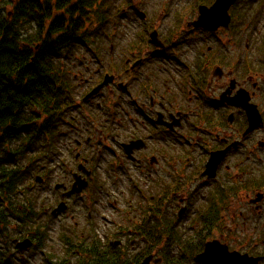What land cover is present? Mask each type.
Returning <instances> with one entry per match:
<instances>
[{
    "label": "flooded vegetation",
    "instance_id": "obj_1",
    "mask_svg": "<svg viewBox=\"0 0 264 264\" xmlns=\"http://www.w3.org/2000/svg\"><path fill=\"white\" fill-rule=\"evenodd\" d=\"M38 3L44 29H59L76 92L58 131L70 143L56 204L86 199L80 212L71 204L74 233H95L98 208L85 191L105 188L102 168L120 175L114 204L129 208H117L123 225L110 233H123L127 254L149 222L168 233L159 249L153 240L155 256L169 233H187L264 263V0ZM77 180L87 183L79 194ZM67 205L45 211L59 217Z\"/></svg>",
    "mask_w": 264,
    "mask_h": 264
},
{
    "label": "trees",
    "instance_id": "obj_2",
    "mask_svg": "<svg viewBox=\"0 0 264 264\" xmlns=\"http://www.w3.org/2000/svg\"><path fill=\"white\" fill-rule=\"evenodd\" d=\"M38 1L0 3V230L12 233L6 237L13 239L34 230L30 237L40 249L49 240L51 226L37 197L26 196L32 186L28 189L25 181L41 172L37 166H49L59 154L58 131L70 118L76 92L73 79L57 61L62 44L54 34L59 29H44ZM148 224L143 233L147 247L136 254L129 255L123 246L115 245L114 240L123 233H108L104 241L96 233L78 235L68 245L81 249L87 264H139L150 254L153 240L157 238L159 243L168 234L152 233ZM169 234L170 248L167 246L164 260L184 264L191 258L199 264L195 255L204 245L192 235ZM186 240L191 244H185ZM11 259L0 252V264Z\"/></svg>",
    "mask_w": 264,
    "mask_h": 264
},
{
    "label": "rangeland",
    "instance_id": "obj_3",
    "mask_svg": "<svg viewBox=\"0 0 264 264\" xmlns=\"http://www.w3.org/2000/svg\"><path fill=\"white\" fill-rule=\"evenodd\" d=\"M4 1L7 0H0L1 6L5 4ZM12 4H9L8 8L12 9ZM80 92H77V95ZM81 122L76 125V127L81 128ZM83 128H86L84 126ZM68 143H70V138L59 140L58 147L59 151L62 155H64L66 160H69L68 155ZM34 151L31 152V154ZM59 156L49 165V167L52 169L49 173V179L47 181V184H37L34 179L37 175H42V173H33L29 176V178L25 181L27 184L28 189L32 186L31 190H28V193L26 196H36V202L41 205L43 208L53 209L56 206V203H58L60 198V191H57L54 189V186L60 182V180L63 178V172L62 168L58 167V164L60 163L58 161ZM62 158H64L62 156ZM101 167V166H100ZM37 168L43 170L42 164L40 166H37ZM99 174L101 176L102 181L104 182L105 188L100 192V194L95 196V193L97 191H94V186H92V189H87L85 193L87 192L85 198L88 196V194H91L94 198L92 199L91 196L89 198V202L96 203L95 206L92 205L91 211L94 212L96 208H98L97 214H94V218L96 220V229L95 233L99 236L100 239L105 240L106 235L110 232H116L118 225H123V213H119L117 211V208H123L125 211L129 208L126 202H123L121 205L114 204L115 197L119 199L120 189V175L116 172H104L103 169L99 171ZM25 196V197H26ZM98 199H97V198ZM74 198V197H73ZM73 198H67L65 201L67 204L74 207L75 202H77V210L80 212L82 211V201H85L86 199L77 198L76 201H71ZM61 199V198H60ZM97 199V201H95ZM71 206V208H72ZM96 207V208H95ZM73 213V208L69 213L62 214L59 217H54L53 219H49L50 223V230H49V240L45 243L43 247L40 249L35 247V245L27 250H21L18 249L16 246V239L20 237L31 236V233H34L35 231H29L25 234H22L20 237L13 238H7L11 236L12 233H6L0 230V252L6 254V256L11 257L12 259L9 261V263L5 264H87L84 263L85 256L82 255L81 249H74L71 248L68 244H72L75 242L76 237L80 235V233H74V222L71 219V215ZM100 214V215H98ZM85 216V215H84ZM83 215H81V219L83 221ZM106 219V220H105ZM119 228V227H118ZM32 229V228H31ZM81 227L79 228V232H81ZM222 233H212V237L217 235H221ZM120 237V240H122L125 236ZM257 237V234L254 233V238ZM115 241V240H114ZM125 241V240H124ZM129 241L124 243V248L128 246ZM162 244L158 243L157 249L160 248ZM255 247V246H254ZM253 247V248H254ZM142 248H146L145 243L143 246L137 250V252L141 251ZM259 248V247H257ZM260 249V248H259ZM167 252V248L161 249L159 251H156V255L162 257ZM152 253H155L152 249ZM161 253V255H160ZM163 258V257H162ZM164 259V258H163ZM168 260H163L161 264H168ZM185 264H193L192 261L187 262ZM264 264V263H262Z\"/></svg>",
    "mask_w": 264,
    "mask_h": 264
},
{
    "label": "water",
    "instance_id": "obj_4",
    "mask_svg": "<svg viewBox=\"0 0 264 264\" xmlns=\"http://www.w3.org/2000/svg\"><path fill=\"white\" fill-rule=\"evenodd\" d=\"M100 87L96 89L98 92ZM93 94V93H92ZM220 160V159H219ZM36 181L42 183L44 179L42 177L37 176ZM77 185L79 186L77 188ZM62 185H58L57 189H60ZM87 186L86 182L80 183L77 180L74 184V188L72 192L81 193L82 189ZM66 209V204L61 203L57 209L53 212L56 214L57 212L64 211ZM33 241L30 238H26L22 241L17 240V248L21 250L29 249L33 246ZM117 245H121L120 241L116 242ZM197 259L201 262V264H258L260 258L250 257L248 254H241L239 252L233 251L231 252L229 248L221 244L219 241L207 242L205 244V249L197 255ZM154 262L155 264H159L162 262L161 258L155 259L153 255L146 257L141 264H151Z\"/></svg>",
    "mask_w": 264,
    "mask_h": 264
}]
</instances>
